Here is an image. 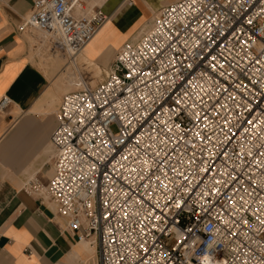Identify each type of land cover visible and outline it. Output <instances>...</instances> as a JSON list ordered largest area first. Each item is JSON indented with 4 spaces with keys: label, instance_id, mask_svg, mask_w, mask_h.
I'll use <instances>...</instances> for the list:
<instances>
[{
    "label": "built area",
    "instance_id": "2783aa9c",
    "mask_svg": "<svg viewBox=\"0 0 264 264\" xmlns=\"http://www.w3.org/2000/svg\"><path fill=\"white\" fill-rule=\"evenodd\" d=\"M109 18L85 0H32L17 31L71 57ZM57 121L54 176L25 190L98 264H264V0L163 6Z\"/></svg>",
    "mask_w": 264,
    "mask_h": 264
},
{
    "label": "crops",
    "instance_id": "0c3cea01",
    "mask_svg": "<svg viewBox=\"0 0 264 264\" xmlns=\"http://www.w3.org/2000/svg\"><path fill=\"white\" fill-rule=\"evenodd\" d=\"M85 1L87 10L101 8L110 18L101 34L85 48L84 60L79 55L69 62L67 56L68 60L51 52L44 34L17 31L32 10V0H0V102L9 100L8 106L0 110V264H96L95 248L74 242L55 206L25 189L34 181L47 185L55 173L51 136L58 125L57 113L64 93L81 87H77L81 74L63 76L65 68L73 67L80 73L82 66L85 72V60L111 48L116 31L125 37L115 45L117 51L143 24L140 32L150 29L154 21L150 17L170 3ZM59 61L62 63L57 68ZM67 76L75 80L71 85L65 81ZM85 76L84 81L89 78Z\"/></svg>",
    "mask_w": 264,
    "mask_h": 264
},
{
    "label": "rangeland",
    "instance_id": "374dc122",
    "mask_svg": "<svg viewBox=\"0 0 264 264\" xmlns=\"http://www.w3.org/2000/svg\"><path fill=\"white\" fill-rule=\"evenodd\" d=\"M176 1H178V0H169V2L168 3H173V2H176ZM167 3V4H168ZM155 15H157V13L155 12ZM154 15V16H155ZM150 17V21H152V19L154 18L155 19V17ZM146 18V17H145ZM144 18V19H145ZM143 19V20H144ZM108 23V22H107ZM107 23H106V25H107ZM144 25V24H143ZM142 25V26H143ZM142 26H141V28H142ZM141 28L138 30V31H136L132 36H131V38L129 39V40H132L133 38H138V37H140V35H142L143 33H145L146 31H148V29H146L144 32H141V34H140V30H141ZM104 29V28H103ZM102 29V30H103ZM38 34H40V35H43L42 33H40V32H38ZM101 34V32L98 34V36ZM116 34H117V37L115 38L116 39V41H115V43L113 44V45H111L110 47L112 48V51H111V53H110V57H109V60H108V64L106 63V53H104L103 51H101V52H99V53H97L96 55H95V57H94V61H95V63H96V65H98V67H99V70H100V73H99V79H96V78H94L93 77V72H89V71H86V72H84V69H83V67L81 66V71H80V73L78 72V71H76V70H74V68L73 67H71V75L72 76H75V75H77V74H81L82 73V75H83V78H84V75H86L85 77H89L88 79H85V81H84V79L82 78L81 79V82L83 83V81L86 83H91V82H93V81H95V83H96V81H98V80H101V78L103 79L104 78V76H105V74L109 71V65H110V63L113 61V59H114V54H115V52H116V48H115V45H117L118 43H120V41H122L123 39H125V37H124V35H122V34H120L118 31H116ZM128 40V41H129ZM85 52V51H84ZM67 59V58H66ZM68 60V59H67ZM63 68V67H62ZM73 71H74V73H73ZM75 74V75H74ZM90 74V75H89ZM72 76H67L66 77V79L67 80H65V81H68V85H70V84H72L75 80H73V77ZM78 76V75H77ZM72 78V79H71ZM72 82V83H71ZM78 83H79V81H78ZM95 85V84H94ZM81 88H82V84H81ZM66 93H69V92H65L64 94H66ZM96 264H98V254H97V250H96Z\"/></svg>",
    "mask_w": 264,
    "mask_h": 264
},
{
    "label": "bare ground",
    "instance_id": "6f19581e",
    "mask_svg": "<svg viewBox=\"0 0 264 264\" xmlns=\"http://www.w3.org/2000/svg\"><path fill=\"white\" fill-rule=\"evenodd\" d=\"M106 26V24L102 27V29L104 28ZM102 29L98 32V34L102 31ZM147 29V27L146 28H144V29H142V31L141 32H144L145 30ZM141 32H140V34H141ZM97 34V35H98ZM96 35V36H97ZM95 36V37H96ZM95 37H94V39H95ZM93 39V40H94ZM93 40L88 44V45H91L92 43H93ZM87 45V46H88ZM85 51V50H84ZM84 51H82L83 52V54H82V52L81 53H78V54H75V55H73V56H71V57H68L69 58V62L71 61H74V59L77 57V56H79V55H81V60L83 59V55L85 54V52ZM111 51H112V48H107V49H105L104 50V53H106V63L108 62V60H109V57H110V53H111ZM60 55H62V56H64L65 58H66V55L65 54H62V53H60ZM89 55L91 56V57H94V55L91 53V52H89ZM55 60L56 61H58V58L56 59L55 58ZM84 60V59H83ZM94 59L92 58H90V59H86L85 60V62L87 63V67L85 68V72L86 71H89V72H93V74H96V76H95V78L96 79H99V73H100V70H99V68L98 69H96L95 70V64H94ZM68 61H66V63H67ZM77 62V61H76ZM84 62V61H83ZM61 61H59V62H57L56 63V66H57V68H59V66L61 65ZM108 64V63H107ZM71 66V65H70ZM66 67V66H65ZM78 68V67H77ZM76 69V68H75ZM74 69V70H75ZM71 72V67H66L65 68V70H64V75L63 76H66V74H69ZM109 72V71H108ZM107 72V73H108ZM62 73V72H61ZM73 73H74V71H73ZM106 73V74H107ZM61 75V74H60ZM59 75V76H60ZM75 75V74H74ZM75 77V76H74ZM77 78V77H76ZM83 78V75H82V73H81V79ZM63 79H64V77H63ZM72 79V78H71ZM75 79V78H74ZM80 79V80H81ZM84 79V78H83ZM102 79V78H101ZM77 81V80H76ZM57 82V81H56ZM78 82V81H77ZM80 82V81H79ZM64 83V82H63ZM72 83V82H71ZM60 84V83H59ZM81 84H82V88L80 87L81 86ZM94 84H95V81H93L92 82V86H94ZM65 85V84H64ZM71 85V84H70ZM86 84H85V82L83 81V83L82 82H80V83H78L77 84V87H80V89L79 90H81V89H83V87L85 86ZM59 86V85H58ZM61 86V85H60ZM59 86V87H60ZM64 87V86H63ZM75 88V87H74ZM73 89V88H72ZM76 90H77V88H76ZM78 91V90H77ZM82 243H89L90 244V242H88V241H86V242H82ZM81 244V243H80ZM91 245V244H90ZM92 247L93 248H95V250H96V245H92Z\"/></svg>",
    "mask_w": 264,
    "mask_h": 264
},
{
    "label": "clouds",
    "instance_id": "9594fccd",
    "mask_svg": "<svg viewBox=\"0 0 264 264\" xmlns=\"http://www.w3.org/2000/svg\"><path fill=\"white\" fill-rule=\"evenodd\" d=\"M213 244L216 243V241H212ZM201 264H212V259L208 254H205L202 258H201Z\"/></svg>",
    "mask_w": 264,
    "mask_h": 264
}]
</instances>
